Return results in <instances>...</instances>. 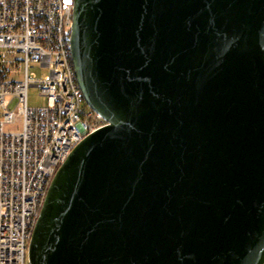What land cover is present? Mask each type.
Returning a JSON list of instances; mask_svg holds the SVG:
<instances>
[{"label": "water", "instance_id": "water-1", "mask_svg": "<svg viewBox=\"0 0 264 264\" xmlns=\"http://www.w3.org/2000/svg\"><path fill=\"white\" fill-rule=\"evenodd\" d=\"M106 124L58 168L29 264H264V0H68Z\"/></svg>", "mask_w": 264, "mask_h": 264}, {"label": "built area", "instance_id": "built-area-1", "mask_svg": "<svg viewBox=\"0 0 264 264\" xmlns=\"http://www.w3.org/2000/svg\"><path fill=\"white\" fill-rule=\"evenodd\" d=\"M67 1L0 0V264H29V241L58 168L106 124L77 82ZM31 65L49 73L37 79ZM22 70L24 78H14ZM30 87L46 106L28 105Z\"/></svg>", "mask_w": 264, "mask_h": 264}, {"label": "rangeland", "instance_id": "rangeland-1", "mask_svg": "<svg viewBox=\"0 0 264 264\" xmlns=\"http://www.w3.org/2000/svg\"><path fill=\"white\" fill-rule=\"evenodd\" d=\"M12 56L15 57L14 54ZM29 72L37 79H43L49 73L47 68H41L35 65L30 66ZM14 78L22 80L24 78V70L19 75L16 74ZM28 105L30 107H44L47 105V97L40 95L37 87H30L28 90Z\"/></svg>", "mask_w": 264, "mask_h": 264}]
</instances>
